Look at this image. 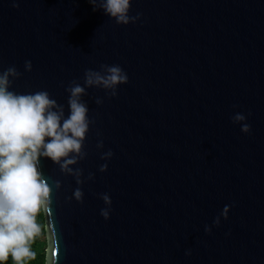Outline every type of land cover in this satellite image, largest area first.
Wrapping results in <instances>:
<instances>
[{
  "label": "water",
  "instance_id": "water-1",
  "mask_svg": "<svg viewBox=\"0 0 264 264\" xmlns=\"http://www.w3.org/2000/svg\"><path fill=\"white\" fill-rule=\"evenodd\" d=\"M137 13L123 25L89 0H0V71L22 74L10 90L46 89L67 107L65 87L85 69L128 75L115 97L84 96L95 123L71 165L83 203L67 199L74 177L41 158L61 181L45 215L46 264H264V0H132Z\"/></svg>",
  "mask_w": 264,
  "mask_h": 264
},
{
  "label": "clouds",
  "instance_id": "clouds-1",
  "mask_svg": "<svg viewBox=\"0 0 264 264\" xmlns=\"http://www.w3.org/2000/svg\"><path fill=\"white\" fill-rule=\"evenodd\" d=\"M89 3L94 11L101 8L117 24L134 23L141 15H130L132 0H100L98 5L96 0H89ZM24 67L31 71V61L26 60ZM21 75L15 66L0 71V264H32L37 257L33 245L46 233L43 217L53 204V191L61 187V181L43 174L41 158L59 165L61 172L74 177L77 187L67 199L83 203L82 169L71 165L87 155L85 140L95 123L84 96L88 88L94 87L104 90L108 97H115L118 87L128 82V75L119 64H101L98 70L87 68L83 83L72 80L65 87L68 93L65 107L46 89L28 93L10 90L13 79ZM95 103L102 104L103 98L96 97ZM230 119L240 125L242 132L251 131L243 112H234ZM96 147L103 149V140H97ZM112 156L111 149L100 152V158L105 161L98 167L100 172L107 170V161ZM94 177V173H88V179ZM96 195L105 204L100 215L107 220L112 211L111 197L107 192ZM229 210L225 205L212 225L219 226L221 217L227 219ZM211 230L212 226L206 224L205 232ZM186 254L190 255L191 251Z\"/></svg>",
  "mask_w": 264,
  "mask_h": 264
},
{
  "label": "trees",
  "instance_id": "trees-1",
  "mask_svg": "<svg viewBox=\"0 0 264 264\" xmlns=\"http://www.w3.org/2000/svg\"><path fill=\"white\" fill-rule=\"evenodd\" d=\"M40 219V217H38ZM43 220L45 222V216L43 217ZM46 233L44 236H42L40 239L36 241V243L33 245V247L37 251V257L34 261H32V264H46V246H47V241L45 237Z\"/></svg>",
  "mask_w": 264,
  "mask_h": 264
}]
</instances>
